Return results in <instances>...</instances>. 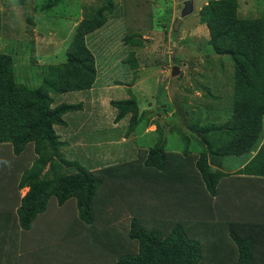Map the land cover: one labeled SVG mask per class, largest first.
<instances>
[{
	"label": "rangeland",
	"instance_id": "obj_1",
	"mask_svg": "<svg viewBox=\"0 0 264 264\" xmlns=\"http://www.w3.org/2000/svg\"><path fill=\"white\" fill-rule=\"evenodd\" d=\"M186 1H190L191 8L184 13ZM214 1L220 0H0V53L12 59L17 84L41 88L48 67L68 62L67 54L75 43L79 46L83 42L94 56L91 91L85 90L88 92L79 97L67 93L50 96L52 107L76 105L68 117H95L104 129L90 140L82 139V145L76 148L79 150L69 154L66 148L61 151L62 142L57 139L59 168L51 179L75 174L77 165L91 172L88 168L95 152L87 146L97 137L107 140L105 123L112 117L117 120L120 113L114 102H133L126 111L129 119L124 121V130L135 128L141 133L154 124L158 132L161 124L175 129L179 126L178 131L184 130L189 136V150L204 151L201 140L207 132L199 130L195 134L193 127L212 124L217 128L224 124L231 115L234 92L233 60L214 52L209 29L200 17ZM231 1L239 18L264 16V0ZM88 99H96V105L83 104H89ZM177 117L183 122L178 123ZM70 127L73 129L75 124L70 123ZM157 137L149 136L150 147ZM181 137L175 131L165 133L166 148L183 150L186 144ZM206 138L216 146L214 136ZM7 146L0 147L1 168L12 161L14 154ZM133 151L128 153L132 158L136 155ZM105 152V148L99 151ZM20 170L21 166L12 167L7 172L9 180L13 181ZM55 201L53 195L49 197L43 212L50 215L51 226L63 221V214L56 215L49 205Z\"/></svg>",
	"mask_w": 264,
	"mask_h": 264
},
{
	"label": "crops",
	"instance_id": "obj_2",
	"mask_svg": "<svg viewBox=\"0 0 264 264\" xmlns=\"http://www.w3.org/2000/svg\"><path fill=\"white\" fill-rule=\"evenodd\" d=\"M88 91L67 94L76 97ZM88 102L83 104L92 107L97 103L96 99ZM263 118L254 144L240 154L219 158L207 154L201 171L196 157L202 151L189 150V136L184 130L179 132V126L175 129L161 124L157 132V125L152 124L138 133L135 128L124 130L127 116L117 120L112 117L105 123L107 140L97 137L87 146L95 152L89 171L107 169V180L97 194L93 205L96 214L90 223L79 218L75 201L63 205L55 201L49 205L56 215L63 214V221L51 226L47 212L23 229L18 208L28 187L21 186L20 180L34 162L35 153L32 146L20 154L13 152L12 161L0 172V264H116L121 256L137 252V243L130 238L135 220L162 237L176 228L182 230L188 246L198 253L191 264H239V242L245 246L248 264H264V173L260 171L264 162L263 166H250L264 144ZM63 120L54 130L62 142L61 151L66 148L68 154L79 150L76 148L82 145V139L90 140L104 129L95 117L71 118L65 114ZM177 122L183 119L179 117ZM172 131L182 135L186 144L183 150L166 148L165 133ZM153 134L158 136L153 147L164 143L168 153L163 162L155 164L143 161L153 148L148 142ZM205 139L202 135V145L207 147ZM104 148L106 154L99 153ZM131 151L136 154L133 158L128 154ZM15 166H21V170L10 181L7 172Z\"/></svg>",
	"mask_w": 264,
	"mask_h": 264
},
{
	"label": "trees",
	"instance_id": "obj_3",
	"mask_svg": "<svg viewBox=\"0 0 264 264\" xmlns=\"http://www.w3.org/2000/svg\"><path fill=\"white\" fill-rule=\"evenodd\" d=\"M200 17L209 29L214 52L230 56L234 66L230 118L217 128L212 124L203 128L190 126L194 132L202 130L207 132L206 136L212 135L216 139L214 146V141L206 138L207 147L203 148L200 157H196L202 171L207 154L217 158L240 154L257 141L264 116V16L239 18L233 1L220 0L207 5ZM74 46L67 54L68 62L48 67L42 86L37 89L17 84L12 59L0 53V147L10 145L15 154H20L27 146H33L35 153L34 162L20 180L21 186L28 187L18 208L23 229L30 228L37 215L46 210L52 195L59 205L74 199L79 218L90 223L96 214L93 205L97 194L107 180V169L88 172L78 165V171L73 175L50 178L59 168L56 157L59 156L60 143L54 125L63 124V116L76 108L75 104L66 103L52 107L50 95L85 91L95 80L94 56L83 42ZM114 104L120 110L119 119L126 115L133 102ZM224 139L227 142H223ZM164 146V143H157L143 161L151 164L163 162L168 155ZM262 162L264 144L250 166L256 163L263 166ZM45 168L46 172L43 171ZM260 171L264 173V167ZM130 238L137 243V252L121 256L116 264H191L198 257L196 248L188 246L183 231L177 228L162 237L135 220ZM238 245L239 264H248L244 244L239 242Z\"/></svg>",
	"mask_w": 264,
	"mask_h": 264
},
{
	"label": "water",
	"instance_id": "obj_4",
	"mask_svg": "<svg viewBox=\"0 0 264 264\" xmlns=\"http://www.w3.org/2000/svg\"><path fill=\"white\" fill-rule=\"evenodd\" d=\"M190 8H191V3H190V1H186L185 2V8H184V13H187V12H189L190 11ZM177 21H179V20H177ZM177 23L178 22H176V24H175V29L177 28ZM178 70V68H174V71H177Z\"/></svg>",
	"mask_w": 264,
	"mask_h": 264
}]
</instances>
